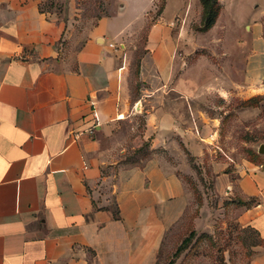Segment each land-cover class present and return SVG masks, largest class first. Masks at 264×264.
<instances>
[{
    "label": "crops",
    "instance_id": "1",
    "mask_svg": "<svg viewBox=\"0 0 264 264\" xmlns=\"http://www.w3.org/2000/svg\"><path fill=\"white\" fill-rule=\"evenodd\" d=\"M91 1L0 0V264H156L184 238L176 229L191 202L184 176L193 165L207 167L217 207L235 211L223 229L239 230L237 256L264 264V143L254 162L216 159L227 111L213 113L182 90L166 8L138 47L146 55L133 75L122 40L140 31L154 0H106L88 19L82 7ZM257 26L242 73L253 92L264 79ZM217 97L228 99L224 90ZM204 225L174 264L199 237L214 240L218 229ZM192 257L215 264L214 254L207 263ZM221 258L233 264L229 250Z\"/></svg>",
    "mask_w": 264,
    "mask_h": 264
},
{
    "label": "rangeland",
    "instance_id": "2",
    "mask_svg": "<svg viewBox=\"0 0 264 264\" xmlns=\"http://www.w3.org/2000/svg\"><path fill=\"white\" fill-rule=\"evenodd\" d=\"M106 2L93 0L85 8L82 7L85 18L100 14L102 9H106ZM217 2L218 15L215 23L208 30H203L199 0H154L151 11L147 12L140 25V31H129L124 36L122 41L130 48H122L120 53L123 58L130 60V71L135 75L139 59L146 55V51L138 47L145 42L149 26L158 20L166 8L162 22L170 29V38L175 43L171 57L173 73L182 77L183 91L193 90L198 94L194 99L204 108L218 113L217 108L221 106L227 111L213 141L217 140V144L213 147L216 159H225L234 167L240 161L254 162L257 148L264 143V79L260 90L253 92L248 86L244 88L242 76L244 62L250 53L252 27L261 25L264 37V0ZM134 44L136 49H133ZM115 47L118 49V46ZM221 90L228 96L224 102L217 97ZM242 96L245 98L242 99ZM249 107L258 108L257 115L244 120L238 118L237 110ZM202 166L193 165L192 176H184L190 182L191 202L176 230L181 233L180 236L185 237L189 231L195 229L198 235L206 229L204 221L212 220L213 227L218 229L214 240L212 241L211 237L207 239L206 235L199 237L191 248V253L198 255L199 260L204 263L208 262L206 256L214 254L215 264H220L222 252L227 249L231 252L233 264H246L245 258L237 256L239 251L242 254L238 240L239 230L234 225L223 229L225 224H234L235 211L227 205V208L217 207L220 199L213 194L212 181L205 165L203 167L206 169V175L202 176ZM198 187H201L202 191ZM251 203L252 201L246 202L247 205ZM197 219L201 221L197 222L196 227L194 220ZM171 247L169 245V248H165V255L163 253L159 256L156 264H167L172 259L177 246L173 249ZM192 254L181 264H190L193 260Z\"/></svg>",
    "mask_w": 264,
    "mask_h": 264
},
{
    "label": "trees",
    "instance_id": "3",
    "mask_svg": "<svg viewBox=\"0 0 264 264\" xmlns=\"http://www.w3.org/2000/svg\"><path fill=\"white\" fill-rule=\"evenodd\" d=\"M201 3V25L203 30H208L215 23L216 17L218 15V2L217 0H199ZM53 3H49L47 6L48 9L51 8ZM44 7L41 8V11H45ZM195 232L192 230L185 236L181 243L176 247L172 259L167 264H174V261L179 257V255L189 248L193 239L195 238Z\"/></svg>",
    "mask_w": 264,
    "mask_h": 264
},
{
    "label": "built area",
    "instance_id": "4",
    "mask_svg": "<svg viewBox=\"0 0 264 264\" xmlns=\"http://www.w3.org/2000/svg\"><path fill=\"white\" fill-rule=\"evenodd\" d=\"M93 117H94V119H96L97 118V115L96 114H93Z\"/></svg>",
    "mask_w": 264,
    "mask_h": 264
}]
</instances>
